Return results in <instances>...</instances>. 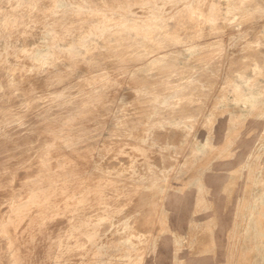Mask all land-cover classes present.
<instances>
[{"label": "rangeland", "instance_id": "374dc122", "mask_svg": "<svg viewBox=\"0 0 264 264\" xmlns=\"http://www.w3.org/2000/svg\"><path fill=\"white\" fill-rule=\"evenodd\" d=\"M2 223L0 264H264V0H0Z\"/></svg>", "mask_w": 264, "mask_h": 264}, {"label": "bare ground", "instance_id": "6f19581e", "mask_svg": "<svg viewBox=\"0 0 264 264\" xmlns=\"http://www.w3.org/2000/svg\"><path fill=\"white\" fill-rule=\"evenodd\" d=\"M196 43V42H195ZM192 44V43H191ZM262 49V48H260ZM67 57V56H66ZM35 67V66H34ZM37 67V66H36ZM60 85V84H59ZM62 85V84H61ZM60 87V86H59ZM64 87V86H63ZM55 90V89H54ZM58 90V89H56ZM5 101V100H4ZM79 103V101H78ZM105 103V102H104ZM75 105V104H74ZM78 108H79V104H77ZM67 111V110H66ZM55 112V111H54ZM99 113V112H98ZM100 117V116H99ZM43 134V133H42ZM18 154V153H17ZM14 157V156H13ZM49 159L48 155H45L41 158V162L40 164H44L46 163V161ZM26 166V165H25ZM19 174V173H18ZM17 175V174H16ZM26 176V175H25ZM145 199V197H142V200ZM49 201V194H44L41 198H38L36 194H33V193H30L28 194L27 198L23 201H21L20 204L16 205L17 203H14L13 204V212L16 213V212H20L22 213L23 215V220L26 219V216L24 214H27V213H31L34 209H36V212L38 213L37 214V221H40L42 219V213L40 211H38V205L40 206L41 204H44V203H47ZM81 200L77 197V195H75L72 200H71V203L72 204H77V203H80ZM91 207V206H90ZM24 213V214H23ZM131 225V224H130ZM7 226V224H0V229H4L5 227ZM167 226V225H166ZM166 228V227H165ZM155 234V233H154ZM9 236V235H8ZM11 237V236H10ZM9 237V238H10ZM83 240V239H82ZM90 241L92 243H94V237L92 236V238H90ZM125 251V253H124ZM131 252V248H127V249H123L121 250L120 254L117 255L118 256V260L117 261H121V262H124V263H128V260L132 257V255L130 254ZM72 260V259H71ZM74 261L78 262L80 264V259L79 258H75ZM96 258H93V262L96 263ZM137 261V258L135 257V259H133V262L135 263ZM62 261H57L56 264H61ZM110 263L113 264L114 263V260L113 259H110Z\"/></svg>", "mask_w": 264, "mask_h": 264}]
</instances>
